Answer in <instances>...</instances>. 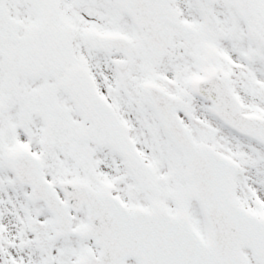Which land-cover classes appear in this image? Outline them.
I'll list each match as a JSON object with an SVG mask.
<instances>
[{
	"label": "snow or ice",
	"instance_id": "1",
	"mask_svg": "<svg viewBox=\"0 0 264 264\" xmlns=\"http://www.w3.org/2000/svg\"><path fill=\"white\" fill-rule=\"evenodd\" d=\"M0 264H264V0H0Z\"/></svg>",
	"mask_w": 264,
	"mask_h": 264
}]
</instances>
